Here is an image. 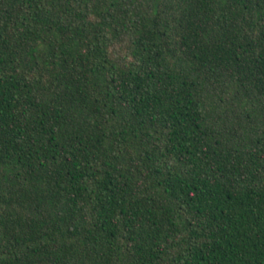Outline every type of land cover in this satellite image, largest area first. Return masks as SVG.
<instances>
[{"label": "trees", "instance_id": "trees-1", "mask_svg": "<svg viewBox=\"0 0 264 264\" xmlns=\"http://www.w3.org/2000/svg\"><path fill=\"white\" fill-rule=\"evenodd\" d=\"M0 264H264V0H0Z\"/></svg>", "mask_w": 264, "mask_h": 264}]
</instances>
